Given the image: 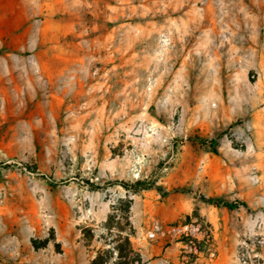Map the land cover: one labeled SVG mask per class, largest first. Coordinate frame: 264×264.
I'll list each match as a JSON object with an SVG mask.
<instances>
[{
    "label": "rangeland",
    "instance_id": "1",
    "mask_svg": "<svg viewBox=\"0 0 264 264\" xmlns=\"http://www.w3.org/2000/svg\"><path fill=\"white\" fill-rule=\"evenodd\" d=\"M0 264H264V0H0Z\"/></svg>",
    "mask_w": 264,
    "mask_h": 264
},
{
    "label": "built area",
    "instance_id": "2",
    "mask_svg": "<svg viewBox=\"0 0 264 264\" xmlns=\"http://www.w3.org/2000/svg\"><path fill=\"white\" fill-rule=\"evenodd\" d=\"M168 235L170 238H176L180 244V255L182 259H189L202 253L208 242L207 231H203L201 223L193 222L169 230L151 231L149 239H159ZM158 236V237H156Z\"/></svg>",
    "mask_w": 264,
    "mask_h": 264
},
{
    "label": "trees",
    "instance_id": "3",
    "mask_svg": "<svg viewBox=\"0 0 264 264\" xmlns=\"http://www.w3.org/2000/svg\"><path fill=\"white\" fill-rule=\"evenodd\" d=\"M198 142L200 144H204L205 143V141H202V140H198ZM215 144H216V141L215 140H211V141L208 142V145L211 146V147H214ZM27 168L29 170H32L33 169V167L32 168L31 167H27ZM114 184L119 185V186H122V187H125V188L127 187V185L124 184V183H122V182L121 183L116 182ZM138 186H139V188H141L143 186V184L141 182H139L138 183ZM204 201L207 202V203H209V204H216V202H215L214 199H206ZM238 206L246 207V205L244 203H235V204H227L226 205V208L229 209V210H235V209L238 208Z\"/></svg>",
    "mask_w": 264,
    "mask_h": 264
},
{
    "label": "crops",
    "instance_id": "4",
    "mask_svg": "<svg viewBox=\"0 0 264 264\" xmlns=\"http://www.w3.org/2000/svg\"><path fill=\"white\" fill-rule=\"evenodd\" d=\"M172 249H173V250H175V251H178V249H177V248H176V249H175V248H172Z\"/></svg>",
    "mask_w": 264,
    "mask_h": 264
}]
</instances>
